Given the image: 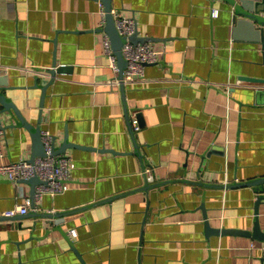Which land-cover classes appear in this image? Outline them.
<instances>
[{
	"label": "crops",
	"instance_id": "obj_1",
	"mask_svg": "<svg viewBox=\"0 0 264 264\" xmlns=\"http://www.w3.org/2000/svg\"><path fill=\"white\" fill-rule=\"evenodd\" d=\"M111 4L162 51L145 68L148 81L124 90L110 84L118 73L104 54L101 2L0 0V69L10 87L1 93L33 128L41 118L55 147L75 144L62 153L68 189L43 195L23 218L3 213L30 195L29 184L0 179V264H264V241L206 229L208 221L251 231L259 195L264 232V190L226 187L264 177V85L240 80L264 78L253 27L234 23L226 0ZM29 64L68 68L42 107V80L18 70ZM0 123V165L29 159L30 132L8 112ZM145 165L155 178L146 190ZM58 211H71L59 225L38 215Z\"/></svg>",
	"mask_w": 264,
	"mask_h": 264
},
{
	"label": "built area",
	"instance_id": "obj_2",
	"mask_svg": "<svg viewBox=\"0 0 264 264\" xmlns=\"http://www.w3.org/2000/svg\"><path fill=\"white\" fill-rule=\"evenodd\" d=\"M240 1V0H236ZM257 1V0H252ZM101 22L98 28L102 29L105 24V11L103 5H100ZM217 9L212 10V15H217ZM114 16V24L121 37H125L124 46L122 48V56L127 62L123 78L119 80L117 77L110 81L111 85H135L143 84L148 79L145 77V68L147 65L158 64L161 60L162 51L154 49L149 41H142L140 43H132L128 38L136 31L135 20L131 17L120 15L112 9ZM104 54L108 57L109 67L117 74L119 71L117 58L115 56L112 45H110L107 34L104 35ZM18 70L22 73L30 74L35 78L41 80L49 79L51 77L50 69L42 68L35 65H26L19 67ZM193 82L192 80H185ZM3 133V126L0 123V135ZM42 143L45 155L35 158L30 161L28 158H22L15 162H10L0 165V179H7L13 184H21L24 179L37 176L42 181L37 185L32 197L30 195H23L22 202L17 203L14 207L5 210L4 217L23 216L31 210L37 209V204L42 199L43 195L50 194L52 196L58 195L68 189L67 184L70 182V158L65 154L55 155L52 152V146L55 137L49 131H41ZM143 175L146 183H153L154 170L152 167L143 166ZM264 260V244L261 246Z\"/></svg>",
	"mask_w": 264,
	"mask_h": 264
},
{
	"label": "water",
	"instance_id": "obj_3",
	"mask_svg": "<svg viewBox=\"0 0 264 264\" xmlns=\"http://www.w3.org/2000/svg\"><path fill=\"white\" fill-rule=\"evenodd\" d=\"M101 2L103 5V10L105 11V24L102 29H99V31L103 32L104 34H107L110 45H112V48L114 50L115 56L117 58V63H118V79L121 80L123 78V72L125 69V66L127 62L124 60L122 56V48L123 44L125 41V37H121L117 28L115 27L114 24V16L112 14V4L111 0H97ZM228 3L232 4L235 8V14L233 16V22L239 24H244L245 26L249 24L251 27H253V35L250 37L251 40L256 41L258 44L261 45V52H262V58H263V63L264 64V0H257V1H252V0H226ZM239 17V18H238ZM257 26V27H256ZM128 40L132 43H140L142 41H154L153 38L149 37H140L138 35V31L136 28V31L133 35H131ZM56 65V64H54ZM64 70H68V68H65L64 66H58L52 70L49 71L51 77L49 79L42 80V95H41V107L43 106V97L46 94V89L53 83V80L55 78L56 72H62ZM37 80V78H35ZM241 82L245 83H252V84H259V85H264V78H259V77H254V76H240ZM2 88H10L9 83H8V77L3 73V69H0V104L2 105V110L0 111V114L3 112H8L11 113L15 118H17L20 122V124L26 128L32 137V149H31V156H30V161H34L35 158H38L39 156H44V148H43V143H42V135H41V128H40V120L38 122V126L33 128L31 124L27 122V120L22 116L21 112L17 109L16 105L12 101H8L6 99V96L4 93H1ZM121 89L124 90V86L121 85ZM128 122H129V116H128ZM75 144H71L67 142V140H64L60 146L55 147V139L53 142L52 146V152H54L55 155L57 154H62L65 153V149L68 147H72ZM104 151H111L114 152L112 149L111 150H104ZM138 152V151H137ZM29 184L31 188V193L30 197L33 196L35 192V187L37 185H40L42 183L41 180L37 176L30 177L28 179H24L20 182ZM206 187H218V185H212L208 183H200ZM254 186L256 191H263L264 190V177H259L255 179H251L246 182H237L234 183V185H227L228 186ZM154 186L153 183H146V186L144 189L146 190L149 187ZM222 186V185H221ZM114 195L111 196V198H114ZM111 198H107L103 200L104 202L110 201ZM256 205L254 208V214H255V220L253 223V228L251 231H245V230H240V229H212L209 227V222L206 221V229L207 232H214L215 234L218 233H229V234H240V235H245L251 238H255L257 240L264 241V232L261 231L259 227V220L257 217L258 214V205L262 202V197L257 196L256 198ZM84 208V207H83ZM71 211H58L55 213H41L38 214L40 217H47L49 219H57L55 222L59 225V223H62L63 217L69 214ZM25 216V214L23 215ZM23 216H13V217H6L10 219H15V218H23ZM58 230L60 229V226L57 228ZM63 232V231H62Z\"/></svg>",
	"mask_w": 264,
	"mask_h": 264
}]
</instances>
